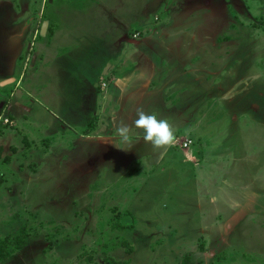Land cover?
Here are the masks:
<instances>
[{
	"label": "rangeland",
	"instance_id": "1",
	"mask_svg": "<svg viewBox=\"0 0 264 264\" xmlns=\"http://www.w3.org/2000/svg\"><path fill=\"white\" fill-rule=\"evenodd\" d=\"M14 1L19 3L17 7L24 6L22 0ZM159 1L111 0L115 15L147 13L145 20L150 22L140 26L133 24L123 39L116 37L114 46L138 48L153 44L155 38L148 37L156 32L151 24L163 21L167 14L174 16L173 10L166 8L168 0L163 2V8L155 9ZM200 1L201 5L192 6L196 10L189 25V37H184L183 42L192 46L193 53L184 54L182 58L184 71L190 73L194 68L196 83L194 87L179 85L181 95H175L179 98L168 100L178 114L168 119L170 124L177 120L176 145L199 146L194 171L181 165L171 171L169 166L163 179L154 177L139 189L132 185L117 189L107 187L105 183L125 166L127 151L97 140L74 141L75 134L70 132L66 143L70 146L72 141L73 147L64 150L61 159L57 157V163V152L49 151L50 138L43 137L59 132L55 130L56 121L37 106L30 134L35 139L43 137L41 142L36 143L29 155L26 151L17 154L15 169L6 164H10V160L0 148V239L10 236L8 257L0 260V264H108L107 257L126 260L128 264H177L186 254L191 255L194 264H264V0ZM43 2L35 0L36 11L33 9V15L25 12V19H29L20 25L21 30L29 25L25 31H29L30 41L40 40L46 17L51 20L46 33L52 34L61 23L66 29H72L69 22L59 19V12L63 17L68 6V17L74 15L72 12L77 8L101 6L91 0H76L78 4L72 1L73 4L70 2L60 9L55 0L52 7L48 4L44 11ZM175 2L172 0V5ZM37 12L41 17L38 18ZM85 15L90 27L105 19L95 8L86 10ZM81 17L77 22L82 23ZM6 26L3 20V29ZM160 39L166 44L183 41L174 36ZM77 45H70L68 49L79 52L80 45ZM35 53L32 45L24 61L30 63ZM121 55L128 56V53ZM162 56L171 65L176 57ZM41 70L37 65L26 73L30 76ZM165 71L170 74V70ZM40 78L32 87L34 95L43 100V77ZM70 80L66 78L61 85L59 79L54 78L56 85H51V89H58L60 85L62 92L69 91ZM103 81L109 83V76L100 78L97 85L100 93L105 92ZM72 86L73 90L82 88L81 84ZM170 91L171 87L164 94L170 96ZM48 104L72 123H79L90 111L89 102L83 99L69 98ZM0 109L1 135L4 128L13 127L14 117L8 110L5 112L6 107ZM6 117L9 122L5 124ZM188 120L192 122L188 124ZM96 122L98 120L94 119L85 123L88 128L83 130V138L89 133L85 130ZM186 124L189 130H181ZM135 135L143 134H131V137ZM17 149L12 147V151L18 152ZM43 151L47 158L41 156ZM63 157L66 158L63 160ZM199 162L207 166L213 163L216 168L220 163L223 174H227L228 181H222L220 187L228 203L220 214L206 215L202 211L203 200L211 202L216 198L208 191L216 186V176L211 169L206 173L210 179L206 191L201 189L202 184H194L197 199L189 196L193 190L191 185L173 180V176L182 171L184 176L194 177ZM3 167L13 170L6 172ZM138 190L145 198L139 204L141 212L136 221L134 213L118 211L114 204L122 203L121 209L128 208L127 202L136 200ZM22 227L26 237L24 245L18 247L11 240L21 233ZM128 247L132 248L131 252L127 251Z\"/></svg>",
	"mask_w": 264,
	"mask_h": 264
},
{
	"label": "crops",
	"instance_id": "2",
	"mask_svg": "<svg viewBox=\"0 0 264 264\" xmlns=\"http://www.w3.org/2000/svg\"><path fill=\"white\" fill-rule=\"evenodd\" d=\"M22 1L24 6L17 7L19 3L14 0H0V6H2L0 8V108L6 107L5 112L8 110L14 117L13 127L4 128L3 133L0 135V148L3 149L4 154L10 160V164L6 163L8 166L11 165L15 169L17 166H15L14 162H16L17 154L26 151L29 155L31 149L35 148L36 143H40L43 137L50 138L49 151L57 152L55 159L58 163L57 157L59 156L61 159V153L73 147L71 145L72 141L69 142L70 146L66 143L70 132L75 134L74 141L97 140L99 143L113 144L114 137L117 136V126L123 122L130 126V136L131 134H143V131L137 129L134 125L138 108H142L146 113L156 114L158 118L169 116L166 117L167 120L178 115L175 114L177 110L168 103V100L175 101L179 98V96H175L181 95L179 93V85L181 87H194L196 83L194 81V68L190 73L184 71L185 62H182V58L184 54L193 53L192 46L183 44V42L184 37H189V25L193 21V14L196 10L192 6L195 4L201 5L200 0H176L177 2L173 5L172 0L166 1V8L170 9L169 11L173 10L171 13H174V16L167 14L168 17L163 21L155 25L151 24L156 32L150 33L148 37L155 38L154 43L138 46V48L128 45L114 46V42L116 37L119 40L123 39L127 30L133 24L140 26L141 24L144 25V23H150L149 20H145L148 19L146 17L147 13L140 16L135 14L131 16L125 14L115 15L111 8V0H91L96 2V5L101 6L94 5L93 9L88 6L84 10L82 8L78 10L77 8L75 12H72L74 15L70 17H68L69 6L67 11L63 13V17L62 13L59 12V19L62 18L63 23L69 22L72 29H66L67 26L65 24L63 26L61 23L58 28L54 29L52 34L49 31L46 34L40 33V40L35 38V40L32 39L30 41L29 31H25L29 25L25 30H21L20 25L29 19H25V12L34 13L33 9L36 3L35 0ZM54 1L44 0V11H47L48 4L52 7V4L55 3ZM72 1L74 5L78 4L75 2L76 0H58L60 9L63 5L67 6ZM164 1H159L154 8H163ZM161 2L162 5H160ZM51 7L49 11H51ZM4 8L7 11H4ZM94 8L95 12L101 13L105 19L101 24H95L96 26L90 27V24H86L87 15H85V11L94 10ZM39 15L41 17L40 12H37L38 18ZM78 17L82 18V23L77 22ZM115 18L121 22L116 23ZM30 19L31 21L34 20V18ZM45 19L44 21H47L49 26L50 18L46 17ZM3 20L7 22L5 29H3ZM79 24L82 25L79 27ZM163 26H167V28ZM162 36L181 37L183 41L181 43L166 44L160 39ZM76 43L80 45L79 49L81 50H78L79 52L68 49ZM32 45L36 48V53L31 56V61L28 63L24 61L23 57L29 48L32 49ZM125 52L128 53V56L121 55ZM163 54H171V58L176 56L174 61H171L172 65L163 60ZM47 62L55 64L50 66L46 64ZM37 65L42 68L40 73L27 76V70ZM166 69L170 70L169 75L165 71ZM104 75H108L110 81L103 87L105 92L100 93L97 90V85L100 78ZM49 76L51 77L48 78ZM40 77H43V89L41 91L43 100L34 95L35 88L32 87L33 84L40 81ZM54 78L59 79L61 85H63L62 81L70 78L72 81L70 80L69 82V91L65 90L62 92L63 87H60V85H58V89H51V85H56H54ZM73 83L81 84V90L79 88L73 90ZM169 87H171L170 96H167L164 92ZM185 93H188V90ZM69 98H75L78 101L83 99L89 102V114L82 117L79 123H72L64 119L56 110L51 109L53 105L50 107L48 104L52 101L67 100ZM37 106L41 107L47 116L54 117V121H56L55 130H59L57 134H46V136L43 135L42 138L38 137L36 139L31 137L30 126L34 124L32 115L37 111ZM25 115H27V118L24 117ZM94 119H97L98 122L92 128L85 130L89 133H86V139L83 138V130L88 128V124L85 125V123L88 121L94 122ZM176 121L172 120L171 124L177 133L179 129ZM190 122L192 121L188 120V124ZM181 130H189V126L186 124L184 129L182 128ZM21 133H24L25 136ZM142 137L143 135H135L132 138L134 144L130 150H127L125 166L115 172L113 177L105 183L107 187L117 189L132 185L139 189L154 177L159 180L163 179L168 172L169 166L171 171L176 170V165L186 166L194 171V162L199 157L198 153H200V150H196V147L199 146L194 145L186 148L181 145L177 146L174 143L170 147L157 149L153 148L150 143H146ZM12 147L18 148V152L12 151ZM204 153L206 156L211 157L205 151ZM40 154L47 158V154L44 151L40 152ZM189 155H191V158H189ZM65 158L63 157V160ZM199 163L196 165L194 177L184 176L182 171L173 176V180L175 183L179 181L180 184L182 181L185 185H191L193 190L189 196L197 199L198 195L195 194L194 184H202L201 189L206 191L210 180L206 173L210 171L213 174L215 173L216 186L212 189L209 188L208 191L216 198L211 202L210 200H203L204 207L202 211L206 215L207 213H213L214 215L216 212L220 214V211H225L228 203L227 195L221 191L220 187L222 186V181H228L227 174H223L224 170L220 163L217 168L213 163L208 166L203 165L202 162ZM2 169H5L4 171L6 172L13 170L10 169L8 171V167H3ZM224 197L225 202H223ZM135 198L136 200L130 203L127 202L128 208L121 209L120 207L124 206L122 203L117 204L115 202L114 205H116L118 211L134 213L137 221L141 212L139 204L144 201L145 197H141L138 190ZM109 199L111 200L110 197ZM197 209L200 211V205ZM212 220L216 219L213 218Z\"/></svg>",
	"mask_w": 264,
	"mask_h": 264
},
{
	"label": "clouds",
	"instance_id": "3",
	"mask_svg": "<svg viewBox=\"0 0 264 264\" xmlns=\"http://www.w3.org/2000/svg\"><path fill=\"white\" fill-rule=\"evenodd\" d=\"M137 119L134 125L143 131V140L150 143L153 148L170 147L175 143V128L167 119L158 118L156 114L146 113L142 108L137 109ZM117 136L114 137L115 147L125 151L130 150L134 144L130 136V126L121 122L116 129Z\"/></svg>",
	"mask_w": 264,
	"mask_h": 264
},
{
	"label": "trees",
	"instance_id": "4",
	"mask_svg": "<svg viewBox=\"0 0 264 264\" xmlns=\"http://www.w3.org/2000/svg\"><path fill=\"white\" fill-rule=\"evenodd\" d=\"M118 228H122L121 226H119ZM9 237L10 236H6L5 239H0V260H3L5 258L8 257L9 254V249L7 248L8 246V242H9ZM26 234H25V230L22 227L21 229V233L18 234L13 240H11L14 244H16L18 247H22L24 245V240H25ZM128 252L132 251L131 247L127 248ZM106 261L108 262V264H128V261L126 260H117L115 258L112 257H107ZM177 264H194L193 259L191 257L190 254H186L179 263Z\"/></svg>",
	"mask_w": 264,
	"mask_h": 264
},
{
	"label": "water",
	"instance_id": "5",
	"mask_svg": "<svg viewBox=\"0 0 264 264\" xmlns=\"http://www.w3.org/2000/svg\"><path fill=\"white\" fill-rule=\"evenodd\" d=\"M47 26H48V22L47 21H44L42 23V26H41V31H40L41 34H45L46 33Z\"/></svg>",
	"mask_w": 264,
	"mask_h": 264
},
{
	"label": "built area",
	"instance_id": "6",
	"mask_svg": "<svg viewBox=\"0 0 264 264\" xmlns=\"http://www.w3.org/2000/svg\"><path fill=\"white\" fill-rule=\"evenodd\" d=\"M106 85H107V82H106V81H103V82H102V86L105 87ZM3 122H4L5 124L8 123V122H9V118H7V117L4 118V119H3Z\"/></svg>",
	"mask_w": 264,
	"mask_h": 264
}]
</instances>
